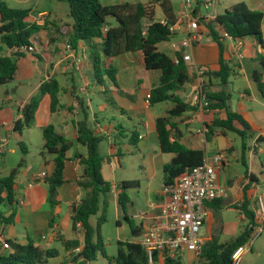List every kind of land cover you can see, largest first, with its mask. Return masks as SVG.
Here are the masks:
<instances>
[{
    "label": "crops",
    "instance_id": "obj_1",
    "mask_svg": "<svg viewBox=\"0 0 264 264\" xmlns=\"http://www.w3.org/2000/svg\"><path fill=\"white\" fill-rule=\"evenodd\" d=\"M99 1L103 4H112L123 0ZM126 1L131 3L140 1L145 4L142 0ZM244 1L250 9L264 13V0ZM181 7L182 3L179 10ZM225 10L224 8L223 12ZM44 13L47 18L49 16L51 19L61 20L59 17L61 14H47L48 12L40 11L32 16V21L34 22L36 16ZM64 15L68 17V14ZM196 15L198 16L197 11ZM176 16H179L178 13ZM163 17L162 15L159 19ZM46 22L49 24L45 29L34 36L32 43L34 51L26 52L25 56L18 60L15 76L12 81H9L11 83L17 80V83L20 81L22 84L0 85V140L5 141L4 151L0 153V179L6 177L21 160H24L14 182L17 193L14 206L6 202L5 192L0 194V230L4 242L21 245L31 242L42 250L55 251L57 253L55 258L63 256L61 261L50 262L51 264H73L69 260L74 250L66 251L65 243L79 236L72 231L71 216L84 195L77 186V180L81 174L80 160L86 155V150L76 142L75 128V124L82 119V109L85 110L87 120L94 131L103 136L98 151L104 157L101 167V170L106 171L104 181L111 186L109 195L113 198L116 216L119 217L118 212L121 210L126 219L125 209L120 207L117 198L122 192L121 184L128 180L120 177L118 179L120 181H117L115 174L121 167L119 157L132 154L133 148L139 145L138 151L144 155V158L140 164H137L141 180H136L139 184L134 189L138 190L137 193H140L141 188L143 189L144 208L137 209L136 203L130 197V192L126 189L125 193L129 198L126 206L131 209V218L140 222L143 229L149 223V219L138 220L136 216L140 212H145L146 216L150 217L161 206L164 185L162 168L172 158V155L160 152L155 130V120L164 116L167 108H160L158 105L161 104L151 106L146 102L150 91L158 84L161 74L159 71L145 69L140 52L124 54L113 59L103 58L101 60L103 70L96 77L91 62L93 47L86 43H79L74 49V57L79 58L85 53V59L82 60L80 70L76 72L71 68L73 58L63 50L62 42L67 38L59 34L64 31L60 27L70 23V20L66 19V22L60 25H55L52 20ZM208 24H210L209 21L206 22V25ZM109 25L112 24L109 23ZM203 33L206 38L204 42L190 49L192 61L198 67L215 70L219 48L208 36L206 28L203 29ZM180 35L183 39V34L179 33L165 43L169 44L172 56L174 55L172 47L179 43L175 40ZM262 39L263 45H256L250 39L244 40L241 45L228 39L222 42L223 57L233 67L229 86L236 93L235 99L230 98L229 108L243 117L253 134L252 139L247 141V149L243 157L244 164H242V155L238 147L231 144L222 147L221 137H226L227 133L223 135L214 132L206 138L205 124H209L215 117L223 118V112L215 116L212 112L199 107L196 112L173 120L183 133L181 141L184 145L204 150L206 159L212 158L218 152H224L227 158L222 173L217 176V183L224 187L225 193L221 198L207 204L208 216L200 228V239L203 244L212 240L219 242L214 225L209 220L212 210L237 212L236 222L225 224L228 227L234 226L235 230L237 226L242 225L235 237L237 238L248 223L245 215L240 211V206L248 198L249 209L252 211L255 196L262 195L264 198V98L254 80L255 75L259 76L258 72L261 71L262 63L264 64V21ZM8 54V50L0 51V56ZM108 69H111L110 75L106 73ZM193 76L192 81L179 91L180 96L191 105L199 98L198 79L195 75ZM49 79L56 80L58 84V109L51 113L48 95L42 96L33 123L19 134L14 132L13 125L19 118L20 110L31 96L37 94L41 84ZM261 81L264 83V75ZM13 87H15L14 93L6 94ZM22 88L23 92L17 95ZM47 126H52L56 134L63 136L72 144L66 153L65 182L58 190V204L55 207L49 204L48 186L45 178L41 177L42 173L49 176L53 169V156L40 155L44 143L42 130ZM135 136L138 138L136 145L131 142ZM211 141L216 142V149L209 154L207 145ZM149 144L155 145L156 150L149 153L147 150ZM22 147L26 151L25 155ZM238 167L243 168L242 173H239ZM246 178L248 184L244 183ZM13 207L14 217L10 223L5 224L2 219L9 217L10 208ZM118 222L119 219H117ZM201 229H204V235H201ZM138 240L139 237L136 242ZM254 243H257L255 251L259 257L264 250L260 248L257 240ZM0 248V253L5 251L1 243ZM251 251L252 249L249 252Z\"/></svg>",
    "mask_w": 264,
    "mask_h": 264
},
{
    "label": "trees",
    "instance_id": "obj_2",
    "mask_svg": "<svg viewBox=\"0 0 264 264\" xmlns=\"http://www.w3.org/2000/svg\"><path fill=\"white\" fill-rule=\"evenodd\" d=\"M59 1L67 4L70 20V23L60 27L64 31L59 34L68 39L73 49L77 48L79 43H86L93 47L91 62L96 77L103 70L101 61L103 58L113 59L136 52L142 54L146 70L160 72L159 82L150 91L148 103L151 106L170 104L165 115L155 120L160 152L172 155L171 160L162 168L164 186L174 185L187 170L202 165L206 159L204 150L193 149L182 143L183 133L173 121L175 118L196 112L203 101L207 103V108L204 109L215 116L224 113L223 118L215 117L209 124H205L206 138L214 132L223 135L232 133L239 137L241 161L244 164L243 157H245L247 141L252 139L253 134L243 117L229 108L231 95L226 87L232 77L233 67L223 57L222 42L225 38L220 31L226 33L236 43H243L244 40L250 39L256 45H263V12L250 9L244 0H240L222 14H217L210 24H205L208 36L219 48V58L217 69H207L202 74L199 98L191 105L180 96L179 91L184 85L190 83L194 76L188 72L180 53L175 52L173 56H169L158 51V45L168 43L174 35L170 33L168 26L162 25L160 20L155 18L151 4L140 1L131 3L126 0L112 4H103L99 0ZM150 2L160 8L167 25L175 23L177 16L171 0H151ZM196 11L194 9V14ZM31 14L28 8H12L5 1L0 0V51H9L8 55L0 56V85L8 84L9 78L15 76L18 60L25 56L27 48L33 43L34 36L49 24L45 21L42 26L36 25L31 19ZM107 17L114 18L116 24L112 26L106 23ZM103 28H106L105 32L102 31ZM174 56L179 60L177 64L173 61ZM106 73L110 75L111 69L106 70ZM258 73L259 76L255 75L254 80L264 98V83L261 81L264 75L263 63ZM58 92L56 80L49 79L43 82L37 94L31 96L20 110L19 118L14 122L13 131L19 134L33 123L36 109L44 95H48L50 99V112H55L59 107ZM75 128L76 142L86 150V155L80 160L81 174L77 180V186L84 195L71 216L72 231L74 234L78 232L80 234L78 238L66 242L65 249L71 251L81 247L79 253L71 254L69 261L73 264H86L93 261L99 252L105 256L99 233L104 218H99L95 227L91 223V218L99 213L100 196L109 194L111 186L101 176L104 157L100 155L98 146L103 141V136L94 131L83 109L82 119L75 124ZM42 136L44 143L40 155L53 156V169L50 175L45 177V182L48 186L49 204L55 207L58 204V190L65 182L66 153L72 144L63 136L56 134L52 126L45 127L42 130ZM131 142L136 145L137 136L133 137ZM22 152L26 154L23 147ZM23 162L24 160H21L6 177L0 179V194L6 193V202L10 206H14V198L17 194L14 182ZM245 176L252 179L250 176ZM138 184V181H127L121 184L122 192L117 200L122 209L129 202L125 190L137 187ZM249 205L247 198L240 206V211L245 215L248 223L240 231L239 236L227 243L220 244L212 240L203 244L198 256L200 264H231L232 252L246 244L250 235L253 213ZM10 209L9 217L2 219L5 224L10 223L14 217V207ZM129 226L132 236L138 239L142 226H134L131 221ZM7 243L10 248L0 253V264H51L49 261L57 257L55 251L42 250L31 242L24 245ZM119 245L118 256L113 263L109 264H147L145 253L136 240L119 243ZM165 264H180V262L168 261Z\"/></svg>",
    "mask_w": 264,
    "mask_h": 264
},
{
    "label": "built area",
    "instance_id": "obj_3",
    "mask_svg": "<svg viewBox=\"0 0 264 264\" xmlns=\"http://www.w3.org/2000/svg\"><path fill=\"white\" fill-rule=\"evenodd\" d=\"M193 0H184L181 12L172 25H167L165 19L160 23L166 25L174 36L182 33L183 39L178 44L173 45L174 53L178 52L182 56V61L187 66L188 72L195 75L198 79V91L202 85V74L207 70L196 66L190 54V49L204 42L206 22H212L216 18L214 6L216 0H205V8L210 9V13L204 17H198L194 14L192 7ZM46 21V14H40L35 17L34 23L42 26ZM216 28H218L216 26ZM215 28V29H216ZM103 32L106 28L102 29ZM208 31V30H207ZM220 34L228 40L230 37L220 31ZM232 41V40H231ZM241 45V42H237ZM63 50L73 59L71 68L76 72L80 70L82 60L85 59V53L79 58L74 57V49L68 39L65 40ZM34 47L31 44L27 48L28 53H32ZM240 57V56H239ZM173 61L178 63L174 56ZM70 62V60H69ZM149 96L146 98L148 103ZM202 109L207 108L206 102H201ZM205 110V109H204ZM4 140H0V153L4 151ZM226 154L224 152L216 153L212 158L205 159L202 165L187 170L174 185L162 186V204L157 212L151 216H146L145 212H140L136 218L144 220L148 218L149 223L143 227L139 236L138 244L143 249L147 264H165L168 261H177L188 254L198 257L202 251L203 242L200 239V228L208 216L207 204L224 196V187L217 183V176L222 173L226 163ZM41 177L45 178L44 173ZM248 184L247 178L244 180ZM253 224L250 226V235L246 244L237 247L231 254V264H240L243 256L247 254L255 240L261 235L264 228V198L262 195H256L252 206ZM80 230L79 225H77ZM80 234V232H78ZM0 243L4 250H9L7 242L1 238ZM81 247L74 249L73 253H79Z\"/></svg>",
    "mask_w": 264,
    "mask_h": 264
},
{
    "label": "rangeland",
    "instance_id": "obj_4",
    "mask_svg": "<svg viewBox=\"0 0 264 264\" xmlns=\"http://www.w3.org/2000/svg\"><path fill=\"white\" fill-rule=\"evenodd\" d=\"M3 1H5L8 4V6L12 8L30 9L31 13L33 14L31 15V19H32V16L38 14V12L45 11V12H48L47 14H61L59 16L61 20L51 19L49 16L47 18V15H46V21L52 20L54 21L55 25H60L63 22H66V19L69 20V18L66 17V15H64V14H67V4L59 0H28L25 2L24 0H3ZM142 1H144L145 4H151L150 7L153 9V12L155 13V18L157 20H161L159 18L163 14L160 8L157 5L150 2L151 0H142ZM182 1L184 0H171L175 13L179 14V12H181L179 10V7L181 3H183ZM239 1L240 0H216V4L213 10L216 14H222L224 8L228 9L231 5ZM204 2L205 0H193L192 2V7L197 10L198 16L202 17V20H201L202 22H204L203 20L204 17H206L211 11L210 9L205 8ZM106 23H111L112 25H115L116 21L112 17H107ZM181 39H182V36L180 35L176 38L175 42H179ZM64 43L65 41L62 42L63 45ZM158 51L164 52L169 56H172L173 54L169 44L167 45L165 43L158 45ZM10 84L17 85V84H22V83L20 81L17 83V80H15L11 83L9 82L7 85H10ZM12 89H15V87L11 88V90ZM197 90H198V87H197ZM226 90L230 93L233 99L236 98V93L232 90L229 84L227 85ZM22 92H23V88L17 92V95H20ZM169 105L170 104L168 103H162L161 105H158V106L160 108L161 107L168 108ZM225 136L226 137H221L223 140L222 147H224L226 144H231L235 147H238L237 149H240L241 142H240L239 137H237L236 135L232 133H227ZM221 138H219V140H221ZM207 146H208V153L212 154V152L215 151L216 149V142L211 141L208 143ZM156 148L157 147L155 145L149 144L147 150L149 153H151L154 149L156 150ZM138 149H140L139 145L136 148H133L132 154L119 157L120 162H121V167L117 169L116 174H115L117 177V181H120L118 180L120 177L128 181H136L138 179L141 180L139 176L140 171H139V167L137 164L141 163V161L143 160L142 158H144V155L140 154ZM100 152L102 153V151ZM238 169H239V173L240 172L242 173L243 168L238 167ZM105 174H106L105 169L104 170L102 169L101 176L103 180H105ZM160 175H162L161 172H160ZM127 190L131 194L130 197L132 201L136 203L137 209L142 210L145 206V202H144L145 193L143 192V189L141 188L140 193H137L138 190L134 188L127 189ZM124 209H125V214L127 216V219L123 217V212L121 210H119L118 212L119 217L116 216L114 212L112 196H110L109 194H104L100 196V211L96 216L91 218V223L95 227L98 219L101 217L104 218V222L100 225L99 233L102 238L103 251H104L105 256H102L101 253L99 252L97 253L95 259L89 262V264L113 263V260L118 256V251L120 249L119 243H126V242H131L133 240H137V237L132 236L130 232V226H129L128 220L129 221L131 220L134 226H140V222L136 220H132L131 218L132 214L130 211L131 209L129 208V206H125ZM135 215H133V217H135ZM237 215H238L237 212H234V211H226V210H221L219 212H216L215 210L211 211L209 220H210V223L214 225V230L218 234V237H219L218 239H219L220 244L232 241L236 237L239 231V228L242 225H240L239 227L237 226L235 230L234 226L228 227L225 224L235 223L238 218ZM117 219H119L118 223H117ZM201 235H204V229H201ZM256 240L257 242L260 243V246H261L260 248L261 249L263 248L264 250V228H263L261 235ZM256 245L257 243L253 244V246L251 247L252 251L249 252L244 257L243 260H241L240 264H264V251L262 252L261 256L258 257L257 255L258 253L255 251ZM258 250L260 249L258 248ZM62 257L63 256H59L58 258L52 259L49 262L55 263V262L61 261ZM180 264H200V261L198 257H194L193 255L188 254L180 260Z\"/></svg>",
    "mask_w": 264,
    "mask_h": 264
},
{
    "label": "water",
    "instance_id": "obj_5",
    "mask_svg": "<svg viewBox=\"0 0 264 264\" xmlns=\"http://www.w3.org/2000/svg\"><path fill=\"white\" fill-rule=\"evenodd\" d=\"M12 80H13V77L11 76V77L9 78V81H12ZM14 91H15V90L12 89V90H10V91H7L6 94H8L9 92H10V93H14ZM0 249H1V248H0Z\"/></svg>",
    "mask_w": 264,
    "mask_h": 264
}]
</instances>
